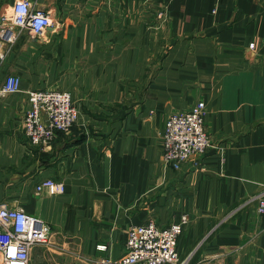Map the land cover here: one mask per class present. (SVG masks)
<instances>
[{"label":"crops","instance_id":"0c3cea01","mask_svg":"<svg viewBox=\"0 0 264 264\" xmlns=\"http://www.w3.org/2000/svg\"><path fill=\"white\" fill-rule=\"evenodd\" d=\"M31 1L53 26L3 45L0 62V86L21 78L0 97V203L51 233L28 264L118 260L131 226L183 216L184 264H264V0ZM16 2L0 0V25ZM45 89L79 111L47 148L24 128L28 92ZM201 102L212 145L175 170L165 124ZM46 179L65 191L38 192Z\"/></svg>","mask_w":264,"mask_h":264},{"label":"built area","instance_id":"2783aa9c","mask_svg":"<svg viewBox=\"0 0 264 264\" xmlns=\"http://www.w3.org/2000/svg\"><path fill=\"white\" fill-rule=\"evenodd\" d=\"M22 3V17L16 14L19 11L16 2L12 12L1 18L0 62L3 45H14L23 32L33 38L41 37L54 24L51 15L35 9L31 0H22ZM20 90L21 78L9 75L0 86V97ZM28 97L30 108L25 114L24 127L27 139L33 145L47 148L59 134L70 132L77 124L79 111L69 91L33 90L28 92ZM205 112V104L201 102L190 112L168 118L163 133V161L166 165L179 170L185 162L196 157L194 164L201 167L202 158L212 145L205 126ZM43 190L55 195L63 193L65 186L54 179H46L37 186L38 192ZM252 200L257 202L259 212L264 213V191ZM188 222V217L183 216L179 223L167 227L154 222L133 225L128 231L126 254L118 260L103 259L97 264H184L178 244ZM50 238V229L43 221L22 209L0 203V264H28L31 250L49 244Z\"/></svg>","mask_w":264,"mask_h":264},{"label":"clouds","instance_id":"9594fccd","mask_svg":"<svg viewBox=\"0 0 264 264\" xmlns=\"http://www.w3.org/2000/svg\"><path fill=\"white\" fill-rule=\"evenodd\" d=\"M17 5H19V11H17V15L18 16H23L24 15V7H23V3L22 0H17Z\"/></svg>","mask_w":264,"mask_h":264},{"label":"rangeland","instance_id":"374dc122","mask_svg":"<svg viewBox=\"0 0 264 264\" xmlns=\"http://www.w3.org/2000/svg\"><path fill=\"white\" fill-rule=\"evenodd\" d=\"M24 118H25V116H24ZM25 128V127H24Z\"/></svg>","mask_w":264,"mask_h":264}]
</instances>
